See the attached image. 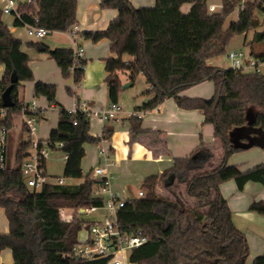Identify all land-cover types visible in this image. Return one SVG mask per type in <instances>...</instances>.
<instances>
[{
  "label": "trees",
  "instance_id": "trees-1",
  "mask_svg": "<svg viewBox=\"0 0 264 264\" xmlns=\"http://www.w3.org/2000/svg\"><path fill=\"white\" fill-rule=\"evenodd\" d=\"M31 1L20 2L16 27L32 25L49 33H68L77 26L78 0ZM156 3L153 7L137 8L130 0H104L100 7L118 10L119 18L105 33L84 34L95 43L108 39L112 53L117 55L105 61L110 104H118L124 92L120 75L126 76L133 86L143 76L150 88L146 94L152 100L144 103L141 110H154L173 99L180 109L200 111L205 123L213 126L214 138L221 143L224 154L220 163L210 169L214 154L201 139L189 157L175 160L172 168L141 183L145 197L127 200L119 212L122 231L127 235L142 232L148 238L147 244L130 252L129 263L247 264L251 253L247 238L236 228L220 187L228 181H235L240 191L250 182L264 186V165L247 172L229 165L230 157L242 152L232 145V132L248 128L264 133V76L258 72L225 71L211 67L209 61L225 55L235 36L253 34L247 44L251 58L264 63V53L260 51L264 46V30L259 17L264 14V0L247 3L223 0L221 10L216 13L209 12L206 0H156ZM186 4L192 7L183 13ZM237 10L238 21L225 29L228 18ZM32 46L55 61L63 80L73 77L76 86L82 82L86 61L77 60L73 50H50L43 42ZM126 56L132 61L127 62ZM0 65L5 68L0 96L10 89L14 101L5 120H0V128L12 130L16 117L22 114L19 89L35 79L28 59L16 52L15 41L2 22V12ZM206 82H213L215 87L211 101L182 96ZM67 92L74 94L71 89ZM34 96L45 97L59 109L58 126L47 143L53 151L67 156L63 178L83 179L84 146L100 145L102 140L90 134V121L85 115L73 114L58 104L56 86L36 82ZM131 121H135L133 133H142L141 120ZM104 132V138L109 139L112 130ZM251 136L264 141V136L254 133ZM58 143L63 144L62 149H58ZM30 149V143L22 142L15 166H9L7 154L6 166L0 168V208L5 211L10 228L9 234L0 233V253L11 250L15 264H109V259L79 262L70 258L80 244V233L91 225L78 216L77 210L104 204L92 197L98 184L92 172L80 185L49 183L31 190L21 170ZM157 188H163L168 196L158 194ZM63 209L75 210L70 221L60 218ZM249 210L264 216V202H253ZM252 264H264V255Z\"/></svg>",
  "mask_w": 264,
  "mask_h": 264
},
{
  "label": "crops",
  "instance_id": "crops-1",
  "mask_svg": "<svg viewBox=\"0 0 264 264\" xmlns=\"http://www.w3.org/2000/svg\"><path fill=\"white\" fill-rule=\"evenodd\" d=\"M102 1L104 0L77 1L76 19L79 31L75 33L54 32L48 33L44 39H37L28 36L26 27H16L15 17L6 18L2 21L5 29L15 41L17 54L28 59L29 66L34 74L35 80L33 82H27L20 87L19 100L35 102L37 107L44 110L46 114L38 122L37 131L31 138H28L23 132L24 118L22 116L16 117L12 127L13 138L10 136L12 130L9 131L8 135L9 146L7 154L9 163L11 162L10 146L16 152L15 162L22 142H28V144L35 140L47 142L51 132L58 126L59 109L50 105L45 97L36 98L34 96L36 82L56 86L57 102L67 110H72L79 101L88 102L91 106L98 109L110 106L108 83H106L108 73L105 61L110 58H117V55L114 52L112 53L111 42L108 39H102L95 43L93 40L84 37V34L87 33L107 32L112 23L119 18L118 10L102 9L100 7ZM249 1L253 0H244L246 3ZM130 2L137 8L153 7L157 4L156 0H130ZM206 2L209 5V0H206ZM222 2L223 0L221 1V6L218 7L219 11L222 8ZM191 7L190 4L184 5L182 12L188 13ZM238 17L239 10L236 21H238ZM249 35L253 36V34L243 35L245 39L243 40V45L251 42V40L248 42ZM37 42H43L50 50L65 49L73 50L74 52L76 46L81 47L84 51L83 60L86 61L82 82L76 86L73 77L63 80L61 70L55 61L32 46ZM236 48H239V44L234 41L228 47L227 53L237 51L238 49ZM260 49L264 53V46L260 47ZM125 60L130 62L132 58L127 57ZM209 64L211 67L215 66L213 60H210ZM263 68L264 63L259 66V72L264 76V73H262ZM4 71V66L0 65V80L4 76ZM247 73L255 72L251 70ZM140 77L145 80L143 76ZM120 78L122 80L121 75ZM124 80L126 81L123 82L124 84L130 83L127 78ZM68 89H71L74 94L69 95ZM149 89V87L143 89V94L132 97V102L126 109L120 99L119 104L122 109L115 119L103 122L99 118H94L90 122V134L95 138H100L106 149H108L111 165L107 167L110 172L112 189L125 199L136 197L125 183L128 177L134 175V172H136L135 175L138 174V184L141 186L145 179L151 176H160L165 170L172 168L175 160L189 157L201 144V139L214 154V159L209 165L210 169L220 163L224 154L221 143L214 138L213 126L205 123V117L200 111L180 109L177 102L173 99L166 101L154 110H141L140 108L144 103L146 104L152 100L151 96L146 95ZM125 93L126 90H124L123 94ZM214 95L215 87L213 82L203 83L182 94V96L189 98H201L210 101ZM137 118L141 120L142 133L134 134L132 130L135 121L131 120ZM109 130H112V133L109 139H105L104 131ZM87 145L84 146L86 148V157L82 162L84 174H89L98 166H106L99 153V145H94L91 149ZM59 152L62 153V156L58 160L63 161L65 166L67 156L63 152L54 151L52 154ZM31 154L32 150L30 149L29 155ZM47 162L46 171L48 176L52 180H55V178L64 179L63 177L51 176L48 172ZM229 165L237 167L241 172L251 171L259 165H264V148L256 146L237 152L230 157ZM64 180L65 185H71L70 181H76ZM77 181L79 183H72V185H80L83 179H77ZM182 190L184 192V188ZM220 190L227 200L236 228L247 238L251 252L247 264H252L256 258L264 255V216L251 212L249 207L253 202H264V186L250 182L246 184L243 191H240L235 181H228L221 185ZM60 218L62 219L61 213ZM62 220L65 221L64 219ZM9 232V222L5 211L0 208V233L7 235ZM0 264H15L11 250L7 249L0 253ZM127 264L131 263L128 261Z\"/></svg>",
  "mask_w": 264,
  "mask_h": 264
},
{
  "label": "built area",
  "instance_id": "built-area-1",
  "mask_svg": "<svg viewBox=\"0 0 264 264\" xmlns=\"http://www.w3.org/2000/svg\"><path fill=\"white\" fill-rule=\"evenodd\" d=\"M6 7L3 9V13L7 15H13L15 18L20 17L18 0H6ZM31 0H27V3H31ZM210 13L217 12V6H208ZM28 36L37 39H44L48 35V31L43 28H37L32 25H26ZM77 26L73 27L69 32H78ZM74 50V57L83 59L84 51L81 47L76 46ZM229 60L232 62V69L247 73L251 70L259 72V66L261 62L254 60L251 57H246L244 53L230 52L228 55ZM1 103L2 98L0 96ZM20 116L24 118L23 132L31 138L37 131V125L40 120L43 119L45 111L38 108L35 102H26L19 100ZM121 105L110 104L108 108L98 109L91 106L88 102L79 101L72 110H69L73 114L81 113L85 115L91 122L94 118H99L103 122L113 120L121 112ZM9 108H5L4 105H0V120H5L7 117ZM76 124V123H75ZM9 129L0 128V168L4 169L6 166V156L8 148V135ZM32 154L27 157L21 166L22 174L27 184V187L31 190H39L45 184L53 183L58 185H65L64 179L52 180L46 171V162L49 159L52 152H54L47 142H41L35 140L30 143ZM58 149L63 148L62 143L56 145ZM99 153L104 161L105 167L98 166L92 171V178L98 182L93 191V198L103 200L104 204L101 207H90L88 209L77 210L79 217L84 218L88 215L100 216V220L90 222L84 228L85 237L80 240V244L70 254V258L73 261L90 262L99 259H109V264H127L129 261V253L134 249H140L148 243V238L143 233H137L134 235H127L122 231L119 223V212L123 209L127 203V200L120 197L113 191L111 186L110 172L107 166H110L108 157V149H106L103 142L99 145ZM144 191H139L135 199L144 198ZM132 199V198H131ZM104 212V215L102 214ZM86 221L87 219L84 218Z\"/></svg>",
  "mask_w": 264,
  "mask_h": 264
},
{
  "label": "rangeland",
  "instance_id": "rangeland-1",
  "mask_svg": "<svg viewBox=\"0 0 264 264\" xmlns=\"http://www.w3.org/2000/svg\"><path fill=\"white\" fill-rule=\"evenodd\" d=\"M18 1L24 2L27 0H18ZM221 1L222 0H209V5L210 4L218 5L217 6V12H218L219 11L218 7L221 6ZM6 4H7L6 0H0V12H2V21L5 20L6 18L14 17L13 15H7V14L3 13V9L6 7ZM237 16H238V10L236 12H234L228 18L227 23L225 24L224 28L227 29L232 22H235ZM259 17L263 23V27L261 28V30L263 31L264 30V14H260ZM252 38H253V36L249 35L248 42L250 40H252ZM243 40H245L243 35L235 36L232 39L231 43H233L234 41L238 42L239 48H236L238 50L235 52H237V53L242 52L248 58V57H250V48L247 45L248 43L243 45ZM227 52H228V49H227ZM229 53H226L223 56H220L218 58L213 59V62L215 64L214 67H218V68L223 69V70L232 69V62L228 58ZM125 58H127V56ZM262 73H264V68H263ZM121 76H122V81L126 82L124 80L126 78V76H124V75H121ZM148 87L149 86L147 85L145 80L142 77H138L134 86H132L131 88L126 90V93L125 94L122 93V95L120 96V99L122 100L121 102H123V107L126 109L129 106V104L132 102L131 101L132 97L143 94V91H144L143 89H146ZM10 136L13 138V130H12V133ZM87 146L89 149H91L94 145L88 144ZM9 151H10V155H11L10 157H11V162H12V163L11 162L9 163V166L12 167L15 164L14 157H15L16 152H15V149L12 148V146H10ZM61 156H62V153H60V152L54 153V154L51 153L50 158L47 162L48 167H49L48 172L53 177H60V178L63 177L64 162L58 160V158H60ZM135 173L136 172H134V175H132L131 177H128V179H126V181L125 180L124 181L126 183V186L130 188L131 193H133L135 196H137L138 191H141L142 188L138 184V174L135 175ZM86 176H87V174H84L83 179ZM69 183L72 185V183H79V182L78 181H70ZM157 190H158L157 191L158 194L163 195V196H168V193L163 188H158ZM74 214H75L74 209H63V210H61V217L65 221H70L73 218ZM102 214L104 215V212H102ZM84 218H86L88 222H94V221L100 220L101 215L100 216L88 215V216H85ZM84 231H82L79 235L80 240L84 239V237H85Z\"/></svg>",
  "mask_w": 264,
  "mask_h": 264
},
{
  "label": "water",
  "instance_id": "water-1",
  "mask_svg": "<svg viewBox=\"0 0 264 264\" xmlns=\"http://www.w3.org/2000/svg\"><path fill=\"white\" fill-rule=\"evenodd\" d=\"M15 81H13L14 83ZM132 86L131 83L123 85V90H127ZM11 90L8 89L3 97V105L5 108H12L14 106V101L11 98ZM251 133L257 134L258 136H264L261 130H250L248 128H240L231 133V143L232 145L241 150H248L254 146L264 148V141L251 136Z\"/></svg>",
  "mask_w": 264,
  "mask_h": 264
}]
</instances>
